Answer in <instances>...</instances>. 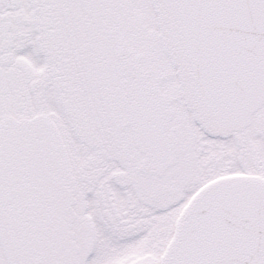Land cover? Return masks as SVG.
<instances>
[{"label": "snow or ice", "instance_id": "6c2138e0", "mask_svg": "<svg viewBox=\"0 0 264 264\" xmlns=\"http://www.w3.org/2000/svg\"><path fill=\"white\" fill-rule=\"evenodd\" d=\"M0 264H264V0H0Z\"/></svg>", "mask_w": 264, "mask_h": 264}]
</instances>
